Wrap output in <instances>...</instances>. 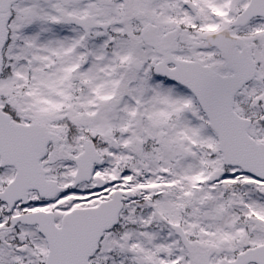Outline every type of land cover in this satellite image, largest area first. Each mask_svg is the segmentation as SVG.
<instances>
[{"label":"snow or ice","instance_id":"6c2138e0","mask_svg":"<svg viewBox=\"0 0 264 264\" xmlns=\"http://www.w3.org/2000/svg\"><path fill=\"white\" fill-rule=\"evenodd\" d=\"M0 264H264V0H0Z\"/></svg>","mask_w":264,"mask_h":264}]
</instances>
